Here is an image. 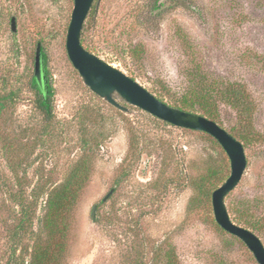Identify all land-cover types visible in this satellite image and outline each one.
I'll return each instance as SVG.
<instances>
[{"label":"rangeland","instance_id":"rangeland-1","mask_svg":"<svg viewBox=\"0 0 264 264\" xmlns=\"http://www.w3.org/2000/svg\"><path fill=\"white\" fill-rule=\"evenodd\" d=\"M154 1L94 0L80 42L171 106L199 82L213 87L214 121L246 157L225 207L264 245V0H162L159 11ZM72 8L0 0V264L22 254L28 262L42 247L52 264H165L168 255L175 264H258L219 227L201 190L210 169L211 192L229 175L225 151L201 131L92 92L66 53ZM37 43L54 93L49 115L31 84ZM80 165L84 184L46 226L48 195Z\"/></svg>","mask_w":264,"mask_h":264},{"label":"water","instance_id":"water-1","mask_svg":"<svg viewBox=\"0 0 264 264\" xmlns=\"http://www.w3.org/2000/svg\"><path fill=\"white\" fill-rule=\"evenodd\" d=\"M94 0H74L67 28L65 48L67 56L84 84L99 97L116 108L126 111L117 98L176 127L210 134L221 145L230 162L228 177L212 192L211 204L216 223L227 233L239 238L251 251L258 264H264V245L250 229L231 220L225 207V196L238 184L246 167L243 145L214 120L196 112L171 106L157 98L132 77L104 59L85 49L80 42L81 29ZM16 30L15 18L11 19ZM41 44L37 43L34 60V76L42 87L44 64ZM113 192L103 197L105 201ZM96 206L92 207V217Z\"/></svg>","mask_w":264,"mask_h":264},{"label":"trees","instance_id":"trees-1","mask_svg":"<svg viewBox=\"0 0 264 264\" xmlns=\"http://www.w3.org/2000/svg\"><path fill=\"white\" fill-rule=\"evenodd\" d=\"M31 84L35 92L38 95L39 108L46 115H49L51 111L53 88L51 87L49 83L47 85H42V87H40L37 84L34 76L31 78ZM195 85L196 86L186 96H184V98H182L181 105L175 106V107H178L180 109L187 110V111H193L195 106L199 105L200 106L199 108L203 111V113H200V114L206 116L207 118L215 120L217 116L214 112L213 107H211L215 101L210 95L211 89H213V87L211 85H203L201 82ZM223 98H226V99L228 98L232 102L234 101L237 102L238 100L236 96L234 95V93L232 92V90H224ZM205 134L211 137L215 142L218 143V141L215 138H213L210 134L208 133H205ZM84 170L85 169L83 166L81 165L76 166L74 172L70 175L69 179H67L64 183H62V185L54 189V191H52L48 195L47 201H46L47 211H46V216H45L46 226L53 227V223L55 221H57L60 218L61 219L63 218L65 210L68 208L71 201H73L74 199L73 188H75V190L79 189L85 182L82 178V175L84 174ZM80 173H81V177H80ZM215 175H216V171L214 169H210L206 175V179L201 181V190L206 195L207 201L209 200L212 192L214 191V190H212V192L211 190L209 191L210 188L206 186L207 181H209L211 177H213L214 179ZM227 177L228 176L222 177L221 178L222 180L221 179L220 180L223 181ZM24 218L27 219L28 215H26V217ZM24 218H22L21 220L23 221ZM255 228H258V227L256 226ZM258 230L261 231V228H258ZM50 251H51L50 249L48 250L46 247H42L41 249L36 250L31 255V258L28 262H26L23 254L16 255V256L12 255L8 259L6 264H52V253ZM136 264H142V263L141 261H138L136 262ZM165 264H175V263L168 255V258Z\"/></svg>","mask_w":264,"mask_h":264},{"label":"flooded vegetation","instance_id":"flooded-vegetation-1","mask_svg":"<svg viewBox=\"0 0 264 264\" xmlns=\"http://www.w3.org/2000/svg\"><path fill=\"white\" fill-rule=\"evenodd\" d=\"M73 3H74V0H73ZM162 6H164L163 5V3H162V0H155L154 2H153V4H152V8L155 10V11H159V9L162 7ZM12 17H14L15 18V16H11V18H10V27H11V19H12ZM15 24H16V18H15ZM11 30H12V27H11ZM13 31V30H12ZM13 32H16V30L15 31H13ZM42 48V47H41ZM44 75H45V77L42 79V85H47L48 83L51 85V83H50V81H49V78H48V76H47V74H46V71H45V69H44ZM35 77V76H34ZM51 87H52V85H51ZM53 88V87H52ZM53 96H54V93H53ZM53 98V97H52ZM51 105H52V103H51ZM113 189V188H112ZM111 190V189H110ZM109 190V191H110ZM108 191V192H109ZM113 192H114V189H113ZM112 192V193H113ZM111 193V194H112ZM108 194V193H107ZM106 194V195H107ZM111 194H110V196H111ZM109 196V197H110ZM108 197V198H109ZM107 198V199H108ZM102 201H103V198H102Z\"/></svg>","mask_w":264,"mask_h":264}]
</instances>
